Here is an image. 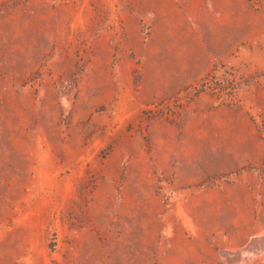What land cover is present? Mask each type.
Masks as SVG:
<instances>
[{
	"label": "rangeland",
	"instance_id": "obj_1",
	"mask_svg": "<svg viewBox=\"0 0 264 264\" xmlns=\"http://www.w3.org/2000/svg\"><path fill=\"white\" fill-rule=\"evenodd\" d=\"M0 264H264V0H0Z\"/></svg>",
	"mask_w": 264,
	"mask_h": 264
}]
</instances>
